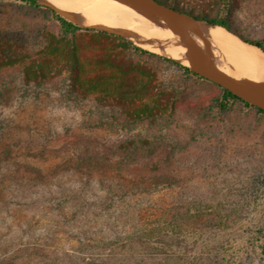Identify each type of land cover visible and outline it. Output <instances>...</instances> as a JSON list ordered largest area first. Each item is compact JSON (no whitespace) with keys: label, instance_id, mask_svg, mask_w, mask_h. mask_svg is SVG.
Here are the masks:
<instances>
[{"label":"rangeland","instance_id":"rangeland-1","mask_svg":"<svg viewBox=\"0 0 264 264\" xmlns=\"http://www.w3.org/2000/svg\"><path fill=\"white\" fill-rule=\"evenodd\" d=\"M163 1L198 15L228 18L246 38L264 37V0ZM51 5L82 26L77 17L93 18L90 13ZM58 28V22L44 9L30 8L19 0H0V35L7 34L33 53L43 44L44 32H57ZM189 36L193 42L184 53L189 61H197L192 48L205 43L210 61L216 66L226 63L232 77L240 74L236 68L250 72L241 81L219 71L212 77L189 66L193 71L232 82L250 103L264 108V75H258L255 66L221 53L212 40L193 32ZM83 49L90 68L92 52ZM132 57L156 71L160 80L184 82L172 114L139 122H126L119 116L113 121L96 112L102 106L93 97L71 91L65 71L57 74L52 70L48 79L27 81L22 64L0 70V264L39 263L44 236L53 231L49 227L55 218V185L61 177L66 187L72 182L75 152L93 151L101 145L106 148L114 140L135 134L164 141L136 152L132 159L139 167L169 174L171 197L176 198L180 185L184 204L195 199L207 204L212 215L228 220L226 225L189 232L181 250L185 264L193 256L200 264H264V115L238 101H232L226 111L216 110L210 105L220 93L216 84L183 75L159 58Z\"/></svg>","mask_w":264,"mask_h":264},{"label":"trees","instance_id":"trees-1","mask_svg":"<svg viewBox=\"0 0 264 264\" xmlns=\"http://www.w3.org/2000/svg\"><path fill=\"white\" fill-rule=\"evenodd\" d=\"M19 1L48 11L59 28L57 32L45 31L43 44L34 53L7 34L0 35V70L22 64L27 81L48 79L52 70L57 74L65 71L72 92L91 96L102 106L97 113L113 121L121 116L126 122H139L172 114L184 90L182 80H160L156 71L135 61L132 55L155 57L174 65L183 75L216 84L220 93L210 102L216 110L226 111L232 101H238L264 115L261 106L173 58L145 49L116 32L74 23L51 4ZM154 1L221 26L264 53V37H244L228 18L198 15L172 2ZM83 48L92 52L90 68ZM163 143L152 136L135 134L114 140L106 148L101 145L93 151L86 148L75 152L72 182L66 187L61 177L55 185V218L49 227L53 231L44 236L38 264H185L181 250L189 232L228 224L227 219L212 215L207 204L195 199L184 204L178 180L179 193L171 197L169 174L139 167L132 159L136 152ZM60 172L64 173V168ZM48 240L51 243L47 244ZM189 264H200L199 258L193 256Z\"/></svg>","mask_w":264,"mask_h":264},{"label":"bare ground","instance_id":"bare-ground-1","mask_svg":"<svg viewBox=\"0 0 264 264\" xmlns=\"http://www.w3.org/2000/svg\"><path fill=\"white\" fill-rule=\"evenodd\" d=\"M46 1L68 9V11L77 10L83 15L90 13L93 15L91 19L79 17L76 19L85 26L104 28L122 34L145 49L173 58L212 77L219 71L228 78H237L243 81L242 79L250 71L236 68L235 72H240V74H235L233 75L235 77H232V69L230 70L226 63L216 66L212 60L210 61L209 45L207 46L205 43L201 47L194 46L195 48H192L191 53L196 56L197 61H189L184 53L191 47L188 38L190 32L206 38V40H212L221 53H227L244 63L247 62V64L255 66L258 70L256 73L264 75V57L262 56L264 53L259 48L248 45L254 50L246 49L241 45L243 42L225 28L203 21H195L183 14L170 13L156 7L148 0H75V3L72 4L66 3L65 0Z\"/></svg>","mask_w":264,"mask_h":264},{"label":"water","instance_id":"water-1","mask_svg":"<svg viewBox=\"0 0 264 264\" xmlns=\"http://www.w3.org/2000/svg\"><path fill=\"white\" fill-rule=\"evenodd\" d=\"M148 1H150V2H152L156 7H158V8H160V9H162V10H166V11H168V12H170V13H179V12H177V11H175V10H173V9H171V8H169V7H167V6H165V5H163V4H159V3H157V2H155L154 0H148ZM179 14H182V13H179ZM184 16H186V17H189V18H192V17H190V16H188V15H185V14H183ZM193 20H195V21H200V20H197V19H194V18H192ZM208 24V23H207ZM233 34V33H232ZM235 35V34H234ZM237 38H239L237 35H235ZM189 37V39H190V42L192 43L193 42V39L190 37V36H188ZM240 39V38H239ZM241 40V39H240ZM207 77V76H206ZM212 79V78H211ZM214 79V78H213ZM212 79V80H213ZM214 81L215 82H217V83H219L221 86H224V87H226V88H228L229 90H231L232 92H234V93H236V94H238L239 96H241L242 98H244L245 100H247L248 102H249V100L242 94V93H240L239 91H238V89H237V87H236V85H234L232 82H230V81H228V80H226V79H222V78H218V79H214Z\"/></svg>","mask_w":264,"mask_h":264},{"label":"crops","instance_id":"crops-1","mask_svg":"<svg viewBox=\"0 0 264 264\" xmlns=\"http://www.w3.org/2000/svg\"><path fill=\"white\" fill-rule=\"evenodd\" d=\"M117 33V32H116ZM119 34V33H118ZM120 35H122V34H120ZM123 36V35H122ZM125 37V36H124ZM128 39V38H127Z\"/></svg>","mask_w":264,"mask_h":264}]
</instances>
